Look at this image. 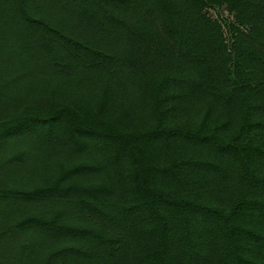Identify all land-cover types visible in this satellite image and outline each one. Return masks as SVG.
<instances>
[{
  "label": "trees",
  "instance_id": "trees-1",
  "mask_svg": "<svg viewBox=\"0 0 264 264\" xmlns=\"http://www.w3.org/2000/svg\"><path fill=\"white\" fill-rule=\"evenodd\" d=\"M0 264H264V0H0Z\"/></svg>",
  "mask_w": 264,
  "mask_h": 264
}]
</instances>
